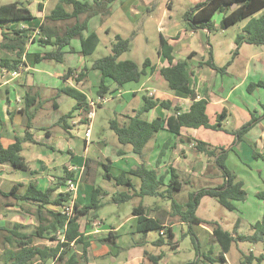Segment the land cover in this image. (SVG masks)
Masks as SVG:
<instances>
[{"label":"crops","instance_id":"obj_1","mask_svg":"<svg viewBox=\"0 0 264 264\" xmlns=\"http://www.w3.org/2000/svg\"><path fill=\"white\" fill-rule=\"evenodd\" d=\"M22 1H26L29 3L28 7L33 13L34 19L25 22L14 21L7 24H3L0 27V44L4 40L3 32L13 33V31L19 29H26L28 30L29 36H31L32 33L40 36L45 33H55L58 35H62L70 26L67 24L64 30L48 27V23H57V24L69 23V22H51L45 20L46 17L51 13V11L57 5L58 0H47L46 2H44V6L42 10L39 9L40 0H22ZM51 1H55L54 7L50 10V13L46 15L45 14L46 8L48 4L51 3ZM116 1L112 4V6L116 3ZM128 1L129 0H122L118 4L119 6H116L115 9L112 8L111 6L110 9L111 14L109 16H97V17L103 19L105 17L112 16L113 10L119 11L120 9H123L125 5L128 3ZM204 1L206 0H198L195 2L194 5L198 3H202ZM143 2L145 3L143 9L144 13L141 12L139 14L138 10L141 8L134 9L135 19H137L139 15L142 16L145 14L148 15L151 13V11L154 10L155 5L151 6V8L149 7L150 5H153L152 2L150 3L149 1L147 2L143 1ZM9 3L12 2L3 3V4H9ZM170 3L173 4V0H171L168 4V7L171 9L172 5L170 7L169 6ZM34 8L37 14L34 13ZM65 8L68 12L72 11V6H65ZM170 9L164 14L166 21H167V17L172 19V16H170L171 14ZM263 13L264 10L256 14L255 17H258ZM218 14H220L221 16L218 17V22H217L214 20V18ZM218 14H216L213 18V22L216 27V30L213 33H210L207 30L191 31L188 29V27L182 28V26L176 24V27L180 28L181 30L179 29L178 32H175L174 34H170V36H167L163 34L164 29H167L169 32L171 31V29L166 27L165 19L159 22V31H161L160 45H161V38L163 37L174 48V52H173L174 64H177L178 62H182V61L187 62L188 65L187 74L189 75L190 78L191 87L196 90L198 99L206 98L209 101L208 114L212 122L216 121V117L218 113H220L223 109H226L227 111L226 113L227 118L225 121H227L228 118L232 115L226 104L231 103V99L233 93L235 92V89L238 86H240L243 82H245L246 78L249 79L251 73L258 75L260 77H264V47H257V46L245 44L241 47L238 56L235 59L232 58L233 53L236 49V43H235L236 36L246 26L249 19L244 20L241 23L237 24L238 25L237 31L233 33V36H229L228 35L229 30H231L232 27H235L237 25L232 26L231 28L225 31L221 30L220 24L224 17V14L220 12ZM43 15L45 16L42 17ZM81 17H80V21H84L86 18L85 16V18L81 20ZM92 19L90 20V22L92 21ZM73 21H74L73 24H75L76 20ZM90 22H89V26H90ZM42 25L43 28L41 29ZM140 29L141 28L139 27L134 34L139 33ZM108 31L110 30L108 29ZM213 34L215 35L212 36ZM116 35H120V34H116ZM199 35L201 36L204 44L200 43L199 41L200 47L196 48L198 44L195 45L193 42L194 39L196 38L198 39ZM85 36L87 35L85 34ZM75 40L78 41L77 43H73L72 41V47L74 49L73 50L74 52L71 53L69 52L70 49L66 48L64 62H67L69 60V56H71L74 57V60L77 61V64L76 66H72L73 64H71L70 62L69 67L66 71L62 72L61 70H59L54 77L52 76V73H50L51 77H53L59 82L58 85L55 84L53 86L47 84L48 89L51 91L50 92L51 96H47L43 92V88L45 86L41 84V82H40L41 84L40 86V84H36L35 80L33 79L35 78L36 74L40 73V69H39L40 65H42L44 62H53V61H43L40 63H36L35 54L45 53L54 50L55 48L51 46L41 47L37 43L35 44L34 42L28 43L27 51L23 58L25 62L24 68L21 69L19 72H7L3 70L0 71L1 142L4 145V147H8L14 144L17 139L23 140L27 133L28 135H30L32 139V141L24 142L23 144L24 148L22 152V156L27 162L29 166V170L22 171L23 174L20 175V173H17L18 172L17 169L9 165H0V190L3 192H9L15 185H21L19 188V193L23 194L31 182L35 183L39 189L46 191L48 188H54L58 185L59 178L64 175L65 170L70 172L74 171L76 172L77 175H76V179L71 181L74 187L72 190H70L73 193V200L66 203L65 206L67 208L72 207L74 203H77L80 206H84L90 202L93 190L95 188L100 189V195L102 194L106 195L105 193H102L101 188L95 186V181L97 178L107 179L106 171L102 166V164H109L110 171L116 170V172H114L113 174L110 173V171L108 172V174L111 176V179L108 180L114 181L115 184H116V180H115L116 176L120 175L123 171H129L131 168L141 165L139 158L137 157V155H135L132 152L129 146H122L119 143V146L110 153L107 152L108 141L99 140L95 142L94 140L91 139L92 138L91 134L89 138H86V133H85V135L82 138L83 140L82 153L74 150L71 147L69 140L78 135L77 131H79L81 127H86L88 130L93 124V119L91 120L88 119L89 113L85 112L84 108H79L78 110L73 112L71 118L67 119V121L62 120V117L66 116L63 115L62 117L59 118V120L55 124L48 125L49 108L58 109L60 107V103L58 100L63 95H65L61 92V90L64 87L66 86L75 87L77 90H79L84 95H86L88 102L92 100L96 101L99 97L98 89L102 79L101 73L98 70H91L93 63L91 66L87 64L86 62L87 57H84L79 53L81 48L80 40L79 39H75ZM182 44L186 45L187 51L185 52L180 51L179 53L182 55L176 57L175 48L177 45H182ZM160 47L158 49V58H159L158 63H153L152 61V64L156 66L157 71L143 78V80L140 83H138L137 86L126 85L123 88L119 89L112 80L108 79L106 81L107 86L109 87L108 93L104 96L108 99L107 103H109L111 100L115 98L126 101L125 104L123 105V108L120 110L121 112L119 110H116V112L114 113L115 116L118 117L120 121L124 122L128 118L134 117L136 115V112L142 105L138 94L144 90L147 91V95L151 98L160 99L161 101H171L173 106H177L181 108L183 112H188L190 110L194 101L189 97V95L185 93L171 91L168 87L167 82L159 73V70L161 68L169 66V62L166 60V58L159 54ZM209 50L213 52L214 61L219 67H224L229 62L232 61V63L227 68L225 73L223 74L217 73L208 66H200L201 62H206L208 60ZM9 51L15 52L14 50H9ZM1 55L5 57L3 51ZM12 57L15 56H11L10 58ZM86 67L89 68L90 70L87 74V77H85L82 81L79 82V84H77L76 78L74 77L78 76L80 71H82ZM69 70H72L73 73L69 76V78H67V80H65V77L68 75L67 73L69 72ZM93 77L97 88V92H96L97 99H95L91 95V91L89 90V85H88L90 82L89 81L90 78ZM226 77H237L240 82L239 84L233 86L230 90H228V87H226L225 85ZM162 80L165 83H163ZM148 82H155L157 88L152 89L147 87ZM219 82L221 83V86L218 85ZM87 91H90V93ZM27 95H30V97L32 98L30 100L31 105L28 108L26 106V100H25ZM73 100L75 104L72 106V110L69 113L73 111L74 107L77 104V101L75 99ZM106 104L99 106L97 108H101ZM236 108L239 112L243 114L244 116L243 118L246 119L245 123L251 120L252 115H254L255 117H260L255 115L258 114V111H256L253 114L252 112H249L251 111L249 110V108L247 109L248 112H246L244 109L239 108L238 106ZM249 113H250V119H247ZM148 114H149V118L147 120L149 122H152L156 118L167 119L172 115L171 112H169L168 110L164 109L161 106H157ZM110 121L111 120H109V122ZM224 122H223V127L225 131H214L205 128H200V129L182 128L181 137L178 138H176L174 134L168 132L165 129L158 134L154 142L148 145L147 152L149 151L150 154L146 166H148L151 169H155L156 171H158L160 175H166L165 178L166 184H168L171 176L168 173V169L171 166H173L177 170L179 174V181L182 183V189L180 192L186 191L188 193V198L187 196L186 197L184 196L186 200L184 201L182 200L183 202L182 204L188 202L190 195L192 193L204 187H215L223 183L222 173L215 165L214 158H209L206 155L201 154L200 152L198 154L197 153L194 154L190 150L193 146H196V142L194 140L204 141L207 144H209L211 147L218 146V147L229 148L227 162L229 160V155L232 152H235V149L237 148H239L237 149V151L242 156H245L246 160L249 154H251L252 158L254 157L253 156L254 149H256L259 155H261V157L257 158V160L260 161L261 158L264 160V155H263L264 119H262L249 132H247L243 136L242 140L238 144H236V146H235V141H237V136L234 135V132L240 129L245 123L240 128H235L229 131L227 130V128H225ZM28 126L30 128H28ZM57 126L61 127L64 130V133H60V132L55 133L53 131V128H56ZM256 129L258 130L254 133ZM204 130L208 132L209 131L223 132V134L226 135V139L224 141L221 139V141L215 142L211 138H209L210 135L206 136L207 133H205V136H200L201 133H204ZM190 140L193 141L189 142ZM55 142H57L58 145L57 143L54 144ZM167 144H169L167 149L165 150L162 157H160L161 151L163 150L164 146ZM33 145H38L39 147H42L44 149L37 152L38 156H34L31 160H29L24 156V152L25 150H27L35 154V149L33 148ZM97 152H99V154ZM96 154H98V156L95 158ZM91 162L98 163L100 164L101 167H97L98 170L89 171ZM185 162L188 163L185 165ZM78 163L80 164L78 165ZM118 163H122V166L117 167L116 164ZM185 176L190 177L193 180L187 181V179H185L186 178ZM130 178L132 179L135 188L129 189L125 186H118L116 184L121 191L116 192L115 195L123 192L133 195L135 192H138L140 190L142 184L141 180L135 177H130ZM163 189L164 188H162V190ZM66 191H69V187L60 188L57 192L54 193L53 198H56L59 193ZM261 191H264V189H260L259 187H256V194ZM115 195L113 196V202H116L114 200ZM151 198H156L153 204H148L147 202L141 201L136 207L142 205L145 208L149 218L158 220L165 227H170L172 229L175 235V238L172 243V249L177 250L179 246H178V238H177L176 230L178 229L182 231L183 234L184 226L185 225L189 226L190 224L184 223L178 217L172 216L171 207L169 208L168 204H163V201L164 200L169 201L168 199L162 197H151ZM203 199L200 202V206ZM216 202L218 201L216 200ZM19 203L26 204V206H30V207L33 206L30 203H25V202H19ZM239 203L241 202H237L236 209L230 212L238 211ZM6 205H7L6 206L7 210H13V208H15V206H12L13 204L12 205L6 204ZM162 205H164L165 207L167 206L168 208L167 214L169 217L178 218L180 221L175 223L174 222L167 223L163 221L157 215L160 214L162 210H165L162 207ZM48 208L53 209L55 211H61L66 209V208H62V209L57 208L55 206H48ZM199 208L197 212L199 211ZM262 211H263L262 217L260 216L261 214L259 212L258 218L250 222L248 226V228L250 229V233L252 230L251 226L263 219L264 216L263 202H262ZM7 216L8 215H6L5 213H0V225L3 224V221L7 218ZM198 217L203 222L199 225H192V229L197 228L199 229L198 231L200 232L198 235L195 234L198 237V241L200 244V249H201L200 257H198L195 250L196 259L193 262L192 261L188 262L187 264H193L197 260H202V257L205 260L204 258L205 255H210L214 259V263L212 264H233L232 263L233 260L228 258L230 252L225 255V261L219 260V256L222 249L219 243L216 241L213 233L214 229L220 226L219 222L216 220H205L200 216ZM83 219H87V218H82L81 222ZM136 219L137 216L134 215L132 211V216L127 219L128 224L125 226L121 224L119 226L118 225L112 226L108 229L103 228V222L100 219L96 220V222L99 221V223L102 224L101 230H98L97 228L92 229L91 223H88L89 230H87V227H85L84 225L85 229L82 228V231L84 233V240L90 242V247L88 248L87 253L84 256V263L97 264L99 260L105 258H108V260L112 259V263H116L119 260L118 257L121 256V252L124 251L126 248L131 247L129 257L126 259V262H119L118 264H140V263L146 264V260H149V264H166L167 256L164 250L162 249V246H158L157 244H155V242L158 240L159 237L157 239L152 240L149 239L148 234L146 236L143 235V237H141L140 235L142 234L134 233L133 226L135 224ZM177 225L179 227H176ZM240 228H241L240 220H238L234 228V231L233 232L229 230L228 231L234 233L235 235H247L241 232ZM110 231L119 235V238L117 240L118 247H115V249L108 247L106 244H102V243L100 244L98 242V239L107 236ZM243 244L244 243L239 242L233 244L231 247L232 249L233 246H235L236 252L240 254V259L238 257L237 260L239 264L241 262L242 253L255 251L254 246H252L250 250H245ZM147 245H151L153 248H155V250L144 251V252L141 251L140 247H144ZM77 251L81 254V252L79 251V247H77ZM260 253H262V251ZM48 264H65V261L64 262L51 261Z\"/></svg>","mask_w":264,"mask_h":264},{"label":"trees","instance_id":"obj_2","mask_svg":"<svg viewBox=\"0 0 264 264\" xmlns=\"http://www.w3.org/2000/svg\"><path fill=\"white\" fill-rule=\"evenodd\" d=\"M46 1L40 0V10L43 9ZM115 1L58 0L57 5L45 20L51 22L76 20V23L70 25L62 35L55 33L36 35L32 42L37 43L41 47L51 46L55 49L45 53H36L35 62L54 61L64 63L66 48L70 49L69 52H74L72 41L75 39L80 40L81 48L79 53L84 57L91 56L96 51L100 40L96 32H90L85 36V32L89 31V22L97 16H109L111 14V6ZM28 5L29 3L26 1H14L9 4H3L2 0H0V27L3 24L14 21L25 22L33 20L34 15ZM233 5H236L235 8H233ZM65 6H72V11L68 12ZM263 10L264 0H206L188 9L184 14V20L191 31L207 30L213 33L216 30L213 18L219 12L224 14L220 24V29L224 31L249 19L246 26L236 36V49L232 57L235 59L241 47L245 44L264 47V13L255 17L256 14ZM82 15L86 16L84 21H80ZM42 28L43 25L41 26ZM3 38L4 40L0 44V71L19 72L25 67L23 58L30 39L28 30L19 29L13 31V33L3 32ZM131 45L132 39L116 35L115 42L112 45V54L93 63L91 70L100 71L102 76L98 96L104 97L108 93L109 87L106 82L108 79L112 80L117 88L121 89L131 83L138 84L143 78L157 71L156 66L152 64L150 59H146L142 66H139L133 60H120L123 54L131 50ZM160 46L159 54L164 56L169 62L168 67L159 70L160 75L167 82L171 91L188 94L194 102L188 112H183L181 108L173 106L171 101H161L160 99L144 95L142 105L134 117H130L124 122L116 117L109 122V127L117 136L119 143L122 146H129L141 162V165L131 168L129 171H123L115 177L118 186H125L129 189L135 188L130 177L140 179L142 183L140 190L133 195L124 192L119 193L115 195L114 200L120 203L127 202L133 197H162L170 200L172 216L190 224L189 231L192 234L194 248L196 254L200 257V244L198 237L192 231V225H199L203 222L197 216L201 200L205 197L213 198L225 209L234 211L236 203L246 201L248 194L244 189L243 182L238 180L236 174L227 166L229 148L211 147L201 140H194L196 142V150L209 158H214L215 165L222 173L223 183L215 187H204L192 193L185 204L178 202L175 198V195L182 189V183L179 181V174L173 166L168 169V173L171 175L168 184L165 183L166 175H160L155 169L146 166L147 147L155 141L158 134L163 130L166 129L174 134L176 138L181 137L182 128H205L214 131H225L223 122L227 118V111L223 109L218 113L216 121H211L208 114L209 101L206 98L198 99L196 90L191 87L190 78L187 74V62L173 63L174 48L163 37L161 38ZM4 50H14L16 53L15 57L2 56L1 53ZM231 63L232 61L224 67H219L214 61L213 52L209 50L208 60L201 62L200 66H208L217 73L223 74ZM89 71L87 67L80 71L76 78V83L79 84L80 81L87 77ZM72 73V70H69L65 80ZM253 87H264V82L251 84L248 90L251 91ZM61 92L77 101L73 111L62 117L63 121L71 118L73 112L79 108H84L85 112L90 113L87 97L82 92L70 86L64 87ZM31 99L30 95L26 96L27 108L31 105ZM157 106L163 107L171 112L172 115L167 119L156 118L152 122L143 118V115L148 114ZM262 119H264V114L260 117L252 115L250 121L236 130L234 132V135L237 136L235 145ZM28 128L30 127L28 126ZM28 141H32V139L27 133L23 140L17 139L14 144L4 147L0 135V165H9L21 171L29 170V166L22 156L23 144ZM192 141L190 140L189 142ZM167 147L168 144L164 146L160 157H162ZM253 156L255 159L261 157L256 149H254ZM102 166L106 171V178L111 179L108 174L110 165L102 164ZM76 175L74 171L65 170L64 175L59 178L58 185L54 188H48L46 191L39 189L32 182L23 194L19 193L21 185L13 186L9 192L0 190V195L5 198L36 206L38 215V225L34 233L23 232L24 227L17 224L12 229H3L9 233L6 241L16 245L15 250H6L4 253V259L2 260L4 264H48L51 261H65V264H85L84 256L90 247V242L84 240L81 219L87 218L88 223H93L99 219L98 212L104 206L100 199V189L95 188L93 190L91 200L87 205L80 206L74 203L70 215L63 213V210L55 211L48 208V206H55L61 209L67 208L65 204L73 200L71 191L59 193L56 198H53V195L60 188L68 187V182L75 180ZM162 188L164 189L162 190ZM256 197L264 203V191L258 192ZM133 214L137 216L133 226L135 234L146 236L149 232L157 231L159 238L155 244L158 246L166 244L172 246L175 235L170 227H165L158 220L149 218L142 205L135 207ZM251 229V233L247 235H235L220 226L216 227L213 232L214 237L222 249L219 260L225 261V255L230 252L232 245L241 242L249 243L254 247L260 246L262 253L256 254L254 251L242 253L240 264H262L264 261V216L261 221L252 225ZM118 238L119 235L110 231L107 236L98 239V242L118 247ZM36 239H48L55 244L41 246L36 243ZM77 247H79L81 254L77 251ZM204 258L205 260H197L193 264L214 263V259L210 255H205Z\"/></svg>","mask_w":264,"mask_h":264},{"label":"rangeland","instance_id":"obj_3","mask_svg":"<svg viewBox=\"0 0 264 264\" xmlns=\"http://www.w3.org/2000/svg\"><path fill=\"white\" fill-rule=\"evenodd\" d=\"M14 1H22V0H2V3H8V2H14ZM122 0H117L116 3L112 6V8L115 9L116 6H119L118 4ZM149 1L152 2L154 6V10L151 11L148 15H139L137 19H135L134 15V9H138L139 14L142 12L144 13V6L145 3L143 2ZM171 0H129L128 3L125 5L123 9H120L119 11L113 10V14L110 17L100 18L96 17L93 18L90 22L89 31L85 34L88 35L90 32H96L99 36V45L96 49V51L86 58V62L89 66L92 65L96 60L103 58L105 56L112 54V45L115 42V35L120 34L125 38L132 39V45L131 50L125 54L122 55L120 60H133L137 64L142 65L143 62L146 59H150L153 61V63H158V49L160 47V35L161 31H159V22L163 19H165L164 14L165 12L169 11L168 4ZM198 0H173V4L170 3V11L172 16V19L167 17L166 21V27L171 29L169 32L167 29H164L163 34L170 36V34H174L175 32H178L180 28L176 27V24H179L182 26V28L188 27L185 20H184V14L185 12L195 4V2ZM55 1H51V3L48 4L45 14L47 15L50 13V10L54 7ZM142 6V7H141ZM51 7V8H50ZM34 13L37 14L35 8ZM218 14V13H217ZM43 15L42 17H44ZM221 15L218 14L214 20L218 22V17ZM85 18V15L81 17V20ZM46 22V21H45ZM69 23H48V27L50 28H57L64 30L65 27L68 25H72L74 23L73 20L67 21ZM141 28L139 33L134 34L135 31H137L138 28ZM237 26L232 27L231 30H229V36H233V33L237 31ZM165 28V27H164ZM108 29L110 31H108ZM166 30V31H165ZM181 30V29H180ZM38 33V32H37ZM213 34L212 36H214ZM36 37V34L32 33L29 39V43H32L31 39ZM78 40L73 41V43H77ZM204 44L202 41L201 36H198V39H194V44L197 45L196 48L200 47V43ZM186 45H177L175 50V56L179 57L180 51H187ZM3 54L7 57L15 56V52L4 50ZM73 64L72 66H76L77 61L74 60V57L69 56V60L64 63H57V62H44L42 65L39 66L40 73L35 75L36 84H43L45 89L43 88V92L47 96H51V91L48 89V85H58V81L54 79L53 77L55 74L61 70L62 72L66 71L69 67V63ZM52 73V76L50 75ZM32 77V76H31ZM32 79V78H31ZM89 90L91 91V95L97 99V88L96 83L94 81V77L90 78L89 80ZM163 81V80H162ZM264 81V77H260L258 75L252 74L249 79L246 78V81L243 82L240 86H238L235 89V92L233 93L231 103H227L226 106L232 113V115L228 118L227 121L224 122L225 128L227 130L231 131L235 128H240L244 123L245 120L243 117V114L237 110V106L241 109H244L246 112L249 108V112H252L253 114L258 111V114H255L256 116H261L264 114V88L263 87H253L251 91L248 90L249 86L251 84H259L260 82ZM239 79L237 77H226L225 85L228 87V90H230L233 86L239 84ZM163 83H165L163 81ZM40 84V86H41ZM128 85L137 86L136 83H131ZM221 86V83L219 84ZM147 87L149 88H157L155 82H148ZM90 91H87L90 93ZM139 99L141 103L143 102V96L147 95V91L144 90L141 93L138 94ZM60 107L58 109L56 108H49V121L48 125L55 124L60 117L63 115H67L71 110L72 106L75 104L74 100L66 95H63L59 100ZM126 101L122 99H113L109 103H107L105 106L101 108H96L94 111V118H93V124L90 127L92 140L95 142L99 140H107V152H112L119 146V142L117 139V136L115 133L110 129L109 127V120H112L116 118L115 112L116 110H121L123 108V105ZM121 112V111H120ZM246 116V115H245ZM143 118L148 119L149 114L143 115ZM247 119H250V113L249 116H247ZM264 125V123H263ZM256 129L254 133L257 131ZM53 131L55 133H64V130L57 126L56 128H53ZM87 131L86 127H81L79 131H77V136L74 138H71L70 144L71 147L76 150L77 152L82 153L83 149V136L85 135ZM206 136L210 135L209 138H211L215 142L221 141V139L224 141L226 139V135L223 134V132H213V131H205L204 133H201L200 136ZM58 142V141H57ZM55 142L54 144H56ZM58 145V143H57ZM56 145V146H57ZM169 145V144H168ZM236 146V145H235ZM33 148L35 149V154L31 153L27 150L24 152V156L31 160L34 156H38L37 152L43 150L44 148L39 147L38 145H33ZM236 148V147H235ZM239 149V148H237ZM237 149H235V152H232L229 155V160L227 162L228 168L236 174L238 177V180L242 181L244 183V188L247 191V199L244 202L239 203V210L235 212H230L229 210L225 209L223 206H221L216 200L212 198H205L203 199L201 206L199 208V211L197 212V215L204 218L205 220H216L219 222L220 226L224 230H229L231 232L234 231V228L236 226V223L238 220H240L241 225V232L244 234H249L250 229L248 228L250 222H252L254 219L258 218L259 212L260 216L262 217L263 211H262V202L256 197V187H259L260 189H264V160L261 158L260 161L252 158L251 154L247 156V160L245 159V156H242ZM194 154L199 153L195 146H193L190 149ZM99 154V152H97ZM98 154L95 155V158L98 156ZM150 152L147 153L146 158V164L148 162ZM264 155V151H263ZM188 163V162H187ZM185 162V165L187 164ZM80 163H78L79 165ZM117 167H121L122 163L116 164ZM97 167H101L100 164L91 162L90 163V169L89 171H95L98 170ZM17 173H20V175L23 174L21 170L17 169ZM116 170L110 171V173H114ZM263 174V176H262ZM188 180H193L190 177L185 176ZM95 186L102 189V193H105L106 195H101L100 199L103 203V207L98 212L99 219L103 222V228H110L112 226L116 225H127V219L132 216L133 209L141 202H147L148 204H153L155 202L156 198L151 197H136L132 200H129L124 203H117L113 202V196L116 194V192H120L121 190L118 188V186L115 184L114 181H109L105 178H97L95 181ZM186 194V195H185ZM184 196L188 198V193L186 191L178 192L176 194V200L180 203H183L182 200H186ZM161 203V202H158ZM6 204L15 206L13 210H7ZM163 204H168L169 208L171 207V202L164 200ZM162 207L165 210H162L160 214H157L163 221L167 223H175L179 222L180 220L178 218H171L168 216V208L162 205ZM0 213H5L7 218L3 221V224L0 225V264L3 263L4 259V253L6 250H15L16 245L10 244L6 241V237L9 235V233L5 230L6 229H12V227L17 224L24 227L22 230L26 233H34L37 225H38V215H37V208L33 206H26V204H20L14 199L5 198L0 195ZM164 222V223H165ZM96 223V224H95ZM82 228L87 227L88 225V219H83L82 222ZM92 229L97 228L98 230H101L102 224L99 223V221H95L91 223ZM176 227H179L178 225ZM194 229V230H193ZM193 233L198 235L200 232L199 229L193 228ZM86 230V231H87ZM91 230V229H90ZM177 238H178V249L174 250L172 249L171 245H164L162 246V249L164 250L166 254V264H187L190 261H194L196 259L192 234L189 231V226L185 225L183 228V234L182 231L176 230ZM149 239H157L159 237L157 231H152L148 233ZM143 237V235H140ZM131 237V236H130ZM129 237V238H130ZM36 243L43 246V245H54V242L49 241L48 239H36ZM101 244V243H100ZM108 247L115 249L112 245L106 244ZM122 245V244H121ZM120 247V245H119ZM243 247L245 250H250L252 246L249 243H244ZM141 251H152L155 250L151 245H147L144 247H140ZM130 248H126L124 251L121 252V256L118 257L119 260L116 263H112V259L105 258L101 259L97 262V264H118L119 262H126V259L129 257L130 254ZM254 252L256 254H260L262 251V248L260 246H257L254 248ZM135 252V251H134ZM248 252V251H247ZM238 257L240 259V254L236 252L235 246L231 249L228 258H230L233 264H239ZM202 260L203 257H202ZM142 264V263H140ZM146 264H149V260H146ZM264 264V261L262 262Z\"/></svg>","mask_w":264,"mask_h":264},{"label":"built area","instance_id":"obj_4","mask_svg":"<svg viewBox=\"0 0 264 264\" xmlns=\"http://www.w3.org/2000/svg\"><path fill=\"white\" fill-rule=\"evenodd\" d=\"M78 76L74 77L77 78ZM108 102V99L106 97H98V99L96 101H90L88 102L89 108H90V113L88 114V119L91 120L94 118V111L97 107L102 106L104 104H106ZM91 134V130L90 128L87 130L86 132V138H89ZM68 187H69V191L73 189L74 185L73 183L70 181L68 182ZM63 213L70 215L72 213V207L66 208L63 210Z\"/></svg>","mask_w":264,"mask_h":264},{"label":"water","instance_id":"obj_5","mask_svg":"<svg viewBox=\"0 0 264 264\" xmlns=\"http://www.w3.org/2000/svg\"><path fill=\"white\" fill-rule=\"evenodd\" d=\"M236 5H233V8H235Z\"/></svg>","mask_w":264,"mask_h":264}]
</instances>
